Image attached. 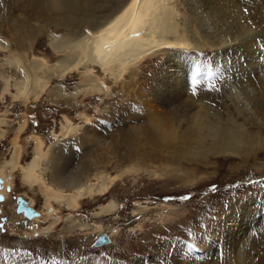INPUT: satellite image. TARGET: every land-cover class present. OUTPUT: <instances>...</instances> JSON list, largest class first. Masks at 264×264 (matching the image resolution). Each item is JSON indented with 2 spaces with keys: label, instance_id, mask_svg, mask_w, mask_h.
Listing matches in <instances>:
<instances>
[{
  "label": "rangeland",
  "instance_id": "obj_1",
  "mask_svg": "<svg viewBox=\"0 0 264 264\" xmlns=\"http://www.w3.org/2000/svg\"><path fill=\"white\" fill-rule=\"evenodd\" d=\"M100 1L95 5H104ZM197 1L176 0V5L190 17L189 26L203 48L167 50L143 59L135 75L127 72L118 83L110 84L108 93L82 92L89 85L73 73L65 79L47 78L43 91L38 88L28 101L19 102L11 96L14 71L4 63L9 52L0 51V119L5 121L0 127L5 131L0 139L4 171L0 174V264H264V127L249 119L254 117L253 110L264 114L263 105L254 100L251 111L237 114V97L246 98L250 91L245 86L250 57L233 40L220 43ZM236 1L244 9L242 23L258 35L261 50L254 57L264 72V18L259 19L257 12L261 6L258 0ZM36 2L0 0V44L13 46L14 51L22 40L24 46L19 47L26 52V63L33 57L43 59L46 68L58 75L56 65L63 57L53 53L50 35L59 38L66 32L45 24L46 15L35 9ZM255 18L259 20L253 24ZM71 34L79 35L80 28ZM174 56L188 64L184 68L188 88L182 87L191 94L195 91V99L214 93L215 101L206 106L223 121L231 115L254 136L257 146L252 154L241 150L240 157L210 154L206 159L191 156L188 160L179 140L182 131L190 134L187 122L175 125L177 136L170 144L148 142L154 135L164 136L162 126H153L152 121L158 120L154 110L173 125V111L162 99L178 105L173 96ZM197 69L201 74L193 88L190 78ZM7 79L9 92L4 91ZM180 106L179 116H190L188 108ZM56 139V163L42 165L45 182L69 193L74 182L87 185L98 182L96 176L113 178L105 197L80 200L72 211L62 201H47L41 186L29 187L22 181V168L35 156V141L47 150ZM16 150L19 158L14 168L8 164ZM18 199L36 214L28 219L17 213ZM110 200L118 206L115 214L95 218L94 212ZM102 235L109 243L97 246Z\"/></svg>",
  "mask_w": 264,
  "mask_h": 264
},
{
  "label": "bare ground",
  "instance_id": "obj_2",
  "mask_svg": "<svg viewBox=\"0 0 264 264\" xmlns=\"http://www.w3.org/2000/svg\"><path fill=\"white\" fill-rule=\"evenodd\" d=\"M44 1L38 0L34 5H36V10L46 15L45 24L52 23L63 28L66 32L59 38L49 34L53 53L63 57L56 65L59 69L58 75L53 74V69L46 68V61L43 59L33 57L26 63V52H23L19 47L24 46L22 40L18 43L20 45L14 47V51L11 49L13 46L8 48L6 45L0 44V51L9 52V57L5 59L4 63L8 62L12 72L15 73H13L14 84L12 85L14 92L11 96L19 102L28 101L30 95L34 94L38 88L44 90L48 86L47 78L65 79L67 74L73 73H77L83 78L82 81L89 85L82 87L83 90L81 85H78L77 88H81L82 92L88 89V91L92 90L95 93H108L111 91L110 84L118 83L124 75H127V72L135 75L136 65L143 59L151 58L159 52L167 50L190 52L203 48L202 41L198 40L197 34L195 35L189 26L190 17L179 12L176 0H135L134 7L132 6L134 0H116L115 4H110L113 0H103L104 5L101 3L100 6L95 5V2L99 3L100 0H47V4H44ZM197 3L203 10V18L206 17L212 22L219 39H222L220 43L224 44L233 40V45L237 44L238 48L250 57L247 61L248 83L244 84L250 91L246 98L237 97V114L242 113L243 109L251 111L253 109L251 102L254 100L262 103L264 111V72L263 69L259 68L260 61L254 57L256 50L258 49L257 52L261 50L256 41L258 35L249 25L242 23L245 16L241 4L236 0H198ZM246 3L249 5L250 1H246ZM256 4L261 6L257 10L260 14L258 18H264V0H258ZM253 7L254 4L251 5L252 10H254ZM259 19L255 18L253 24ZM118 20L119 23H116ZM76 28H80V34L72 35L71 33ZM216 45L217 43L212 40V46L215 47ZM184 60L173 57V67L176 70V81L178 82H175L176 94L173 96L176 97L174 99H177L178 105L175 104V100L162 99V103L169 106L173 111L174 118L173 120L171 118L173 125H170L169 120L164 118L160 112L152 109L151 111L154 113H151L158 116V120L152 121L153 126L156 127L154 124L162 126L164 136L154 135L148 142L153 146L170 144L171 140L177 136L175 125L187 122L191 127L190 134L188 130L182 131L183 135L179 137V140L188 160L191 156L206 159L210 154L238 157L241 150L245 154H252L253 146L256 143L254 136L248 134L243 126L234 121L231 115H228L227 119L223 121L218 113L213 112L210 106H206L215 101L216 95L214 93L205 92L204 97L195 99L190 91L183 88H188L185 83L187 71L184 70L188 64L183 63ZM250 70L252 71L250 72ZM249 79H254V81ZM5 81L7 84L3 90L8 91V79ZM253 89L257 91H253ZM81 91L79 90L78 93ZM170 92L167 91L166 93L170 95ZM180 105L188 108L190 116H179L176 110L183 111ZM253 115L254 117L249 119L251 121L256 120L258 124L264 127V114H256L253 110ZM185 116L188 117L187 121H185ZM249 119L247 121H250ZM3 125L5 126V121L0 119V127ZM0 131L1 139L5 131ZM123 141L124 143L128 142V134L124 136ZM35 142H37L34 150L35 156L30 163L22 168V181L29 187L41 186L47 201H62L66 204L67 209L73 211L76 203L80 200L93 197L103 198L108 194L107 191L110 183L113 182V178L108 179L105 176H94L98 182L96 180L92 182V180L87 185L74 182L70 186L72 188L70 189L71 192L68 191L69 193L63 191L60 186L56 189L53 188L51 184L45 182L42 176L46 171L42 165L47 161L56 163L57 153H59L56 148L59 141L50 144L47 150L43 148L42 142L38 140ZM256 146L254 147L256 148ZM17 150L11 159V163L8 164L14 168L19 158V150ZM1 169L0 174H3L4 171L2 172ZM47 207L50 205L48 204ZM117 208L118 206L110 200L95 211L94 216H96L95 218L101 217V215L112 216ZM247 215L245 214V218ZM83 226L86 229L85 225ZM233 248L234 245L231 246V256H233Z\"/></svg>",
  "mask_w": 264,
  "mask_h": 264
},
{
  "label": "water",
  "instance_id": "obj_3",
  "mask_svg": "<svg viewBox=\"0 0 264 264\" xmlns=\"http://www.w3.org/2000/svg\"><path fill=\"white\" fill-rule=\"evenodd\" d=\"M3 199V198H2ZM17 213H22L25 217H27L28 219H30L32 216H34L36 214V212L33 209H30L26 206V202L18 199V206L16 209ZM109 243V239L107 238V236L102 235L98 241H97V246H101L104 244Z\"/></svg>",
  "mask_w": 264,
  "mask_h": 264
},
{
  "label": "snow or ice",
  "instance_id": "obj_4",
  "mask_svg": "<svg viewBox=\"0 0 264 264\" xmlns=\"http://www.w3.org/2000/svg\"><path fill=\"white\" fill-rule=\"evenodd\" d=\"M133 7L135 6V0H134V3L132 5ZM125 15H127V12H125ZM122 19V17H121ZM116 23H119V20L116 22ZM112 26H115V25H112ZM262 55H264V51H262ZM201 74V70L197 69L195 71V73L192 75V77L190 78V85L194 88L196 84L199 83V80H198V77L200 76ZM195 91H193V95H195ZM169 199H171V197H169ZM183 199H188L187 196L183 197Z\"/></svg>",
  "mask_w": 264,
  "mask_h": 264
}]
</instances>
